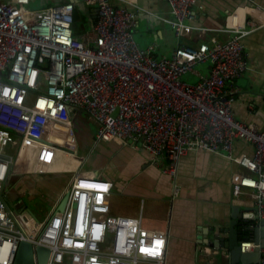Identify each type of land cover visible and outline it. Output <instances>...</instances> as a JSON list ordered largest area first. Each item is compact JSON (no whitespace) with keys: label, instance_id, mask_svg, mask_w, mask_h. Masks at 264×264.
Listing matches in <instances>:
<instances>
[{"label":"built area","instance_id":"built-area-1","mask_svg":"<svg viewBox=\"0 0 264 264\" xmlns=\"http://www.w3.org/2000/svg\"><path fill=\"white\" fill-rule=\"evenodd\" d=\"M167 1L179 37L192 26L199 0ZM84 2L96 6L97 17L79 38L73 33L72 0L41 8L29 7L30 0L0 1V264H14L21 240L49 248L48 264L165 261L167 233L146 227L142 214L114 213L112 181L79 166L63 211L30 221L7 201L13 164L7 149L19 139L34 144V152L71 148L51 140L47 130L52 121L72 126L70 113L78 109L97 124V141L141 144L152 164L167 161L164 171L172 177L189 150L224 153L246 168L235 194L240 186L251 187L253 206L264 216V128L236 117L228 88L250 67L247 30L227 40L182 43L171 56L158 57L155 44L137 40L136 11L113 0ZM208 62L209 71L198 72ZM237 139L253 144L254 153L235 155ZM76 151L70 154L76 157ZM257 226V221L240 224L244 249L254 247ZM258 264H264V254Z\"/></svg>","mask_w":264,"mask_h":264},{"label":"crops","instance_id":"crops-1","mask_svg":"<svg viewBox=\"0 0 264 264\" xmlns=\"http://www.w3.org/2000/svg\"><path fill=\"white\" fill-rule=\"evenodd\" d=\"M64 1L30 0L29 7L41 8ZM72 1L76 5L77 19L73 23V33L82 38L93 29L97 8L84 0ZM113 1L136 11L137 40L146 47L155 44L154 53L158 57L171 56L178 44L196 46L213 37L227 40L235 31L247 30L243 40L250 67L228 88L235 97L233 108L236 117L255 121L264 128V0H199L195 5L196 17L191 21L192 26L185 28L179 37L169 22L172 11L167 0ZM196 69L206 73L210 63L198 65ZM191 75L187 78H193ZM82 111L85 116L79 118L77 127L70 126V131L66 129L70 137L64 142L77 149V166L97 178L112 181L110 203L114 213L142 214L146 227L167 233L165 261H142L139 264H242L241 260L237 263L231 260L228 245L233 227L238 229L241 243L240 224L254 221L245 216L246 212L255 209L253 189L240 186V193L235 194L239 178L246 172L245 167L222 152L192 149L181 157L178 173L172 177L164 171L167 161L159 166L152 164L149 152L141 144L135 147L132 143L121 145L115 141H97L96 128L88 114ZM65 124L50 122L48 136H53L55 128L68 127ZM51 140L61 143L58 139ZM25 143L19 139L14 144L15 148L10 146L13 150L7 149L10 155L13 154L11 173L14 168H19L14 172L17 181L13 188L18 192L12 204L25 219L43 220L58 209L77 166L72 170H34L36 167H31L32 160L45 163V159H39L38 152H34V144ZM253 153V144L244 139L235 141V155ZM253 237L255 242V230ZM262 243L264 245V236H261ZM255 247L256 243L249 251L251 258L258 253ZM260 252L264 254V246Z\"/></svg>","mask_w":264,"mask_h":264},{"label":"water","instance_id":"water-1","mask_svg":"<svg viewBox=\"0 0 264 264\" xmlns=\"http://www.w3.org/2000/svg\"><path fill=\"white\" fill-rule=\"evenodd\" d=\"M60 146L66 148L64 145ZM10 194L11 191L7 188L6 185V199L9 204L13 205ZM68 194V192L64 194L61 202L58 205V210H64L68 199ZM245 216H248L252 220L258 222V226L255 229L256 247L254 248L258 253L254 254V256L252 255L253 257L251 258V254L249 252L251 248L244 249L241 246L240 238L237 235L238 229L236 227H233V235L228 245V247L231 249V260L235 263L238 260H241L242 264H250L252 262L258 263L261 258L260 249L262 246H264L263 243L261 244V236H264V216H260L259 213L255 211V209L253 210V212H246ZM50 252V249L47 247H44L42 245H34L29 240H21L16 251L14 264H48Z\"/></svg>","mask_w":264,"mask_h":264},{"label":"bare ground","instance_id":"bare-ground-1","mask_svg":"<svg viewBox=\"0 0 264 264\" xmlns=\"http://www.w3.org/2000/svg\"><path fill=\"white\" fill-rule=\"evenodd\" d=\"M45 5V4H44ZM50 5V4H49ZM75 20H77V19H75ZM75 27V25H73V28ZM194 27V26H193ZM192 27V28H193ZM196 27V26H195ZM189 29H191V28H189ZM75 30H77V29H75ZM77 32V31H76ZM136 33V32H135ZM137 33H139V32H137ZM76 34V33H75ZM181 43V42H180ZM193 44V43H192ZM179 45V44H178ZM197 46V45H196ZM176 47H177V45H176ZM202 70V69H201ZM236 84V83H235ZM76 113V112H75ZM237 116V115H236ZM84 119V118H83ZM74 120V119H73ZM74 122V121H73ZM255 122V121H254ZM72 124H74V123H72ZM66 126H68V127H65V129H60V128H55L54 129V133H53V136H51V138L50 139H58V140H60L61 141V143L63 142H65V140H68L69 139V137H70V135H69V133H68V131H70V126H69V124H65ZM75 125V124H74ZM68 131H67V130ZM52 137H55V138H52ZM69 146H71V144H69ZM79 149V148H78ZM71 150H72V148H67V149H64L63 147H60V148H58V149H56V154H57V156H58V160L57 161H55V163H54V170L55 169H59V170H66V169H70L71 168V170L72 169H74L76 166H77V159L78 158H76V157H74V156H72L71 154H70V152H71ZM80 150V149H79ZM41 153L40 152H38V155H40ZM13 155V154H12ZM244 155V154H243ZM15 159V158H14ZM150 160V159H149ZM59 163H63V165H58ZM65 163L66 164H68V166L67 167H65ZM165 163V162H164ZM46 160H45V163H42V162H40V165L39 166H35L36 167V169H34V170H37V169H40V170H48L47 168H46ZM32 168H34V167H32ZM22 172V171H21ZM20 172V173H21ZM29 174H32V173H30L29 172ZM74 177V176H73ZM29 178V177H28ZM33 180V179H32ZM17 181V180H16ZM26 182V181H25ZM19 183V182H18ZM69 187V186H68ZM32 198V197H31ZM34 198V197H33ZM30 200V199H29ZM251 200V199H250ZM15 201V200H14ZM252 203V202H251ZM25 205H26V203H25ZM251 206V205H250ZM22 210V209H21ZM40 212V211H39ZM239 212V211H238ZM21 213V212H20ZM240 215V214H239ZM40 218V217H39ZM239 218V217H238ZM237 221H239V220H237ZM235 224V223H234ZM238 233V232H237ZM252 252V251H251ZM237 263V262H236ZM242 263V262H241ZM251 264V263H250ZM256 264V263H255ZM258 264V263H257Z\"/></svg>","mask_w":264,"mask_h":264},{"label":"rangeland","instance_id":"rangeland-1","mask_svg":"<svg viewBox=\"0 0 264 264\" xmlns=\"http://www.w3.org/2000/svg\"><path fill=\"white\" fill-rule=\"evenodd\" d=\"M76 112V113H75ZM87 113V112H86ZM83 116H85V113L82 111V110H74L72 113H71V115H70V118H71V121H72V123H74V124H72V126H73V128L74 127H77V125H78V120H79V118L80 117H83ZM74 119V120H73ZM74 121V122H73ZM92 124H93V126L96 128V131H97V124L95 123V122H92ZM65 128V127H64ZM52 138H55V137H52ZM25 144H29L28 142H26ZM15 146L16 145H13V148H15ZM12 147V146H11ZM11 147H9V151H11V150H13V149H10ZM95 150V149H94ZM36 152H40L41 154L39 155V159H40V157H43L45 160H46V168L48 169V170H54V163H55V161H57L58 160V156H57V154H56V149L54 148V150H46V152L44 153V150H43V148L42 147H39L38 148V150H36ZM95 152V151H94ZM39 160H37V159H33L32 160V164H31V167H35V166H39L40 165V163L38 162ZM19 170V168H14V170H13V173H11L10 174V176H9V181H8V185H7V188L11 191V194H10V197H11V199H12V201L14 202V200H15V193H17L18 191H17V189L16 188H13V183L16 181V179H17V175H16V173H14V172H16V171H18ZM74 173V172H73ZM13 190H12V189ZM117 199H118V197H117ZM121 202V201H120Z\"/></svg>","mask_w":264,"mask_h":264}]
</instances>
